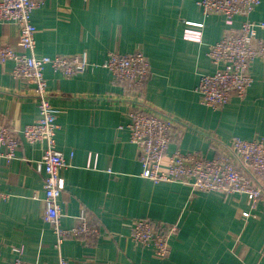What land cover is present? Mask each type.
Segmentation results:
<instances>
[{
    "label": "crops",
    "instance_id": "0c3cea01",
    "mask_svg": "<svg viewBox=\"0 0 264 264\" xmlns=\"http://www.w3.org/2000/svg\"><path fill=\"white\" fill-rule=\"evenodd\" d=\"M198 0H46L33 10L38 56L86 52L93 65L72 77L45 68L48 97L60 113L57 148L69 163L61 169L62 224L70 228L83 211L112 239L66 238L61 249L44 215L45 172L38 168L42 143L22 140L17 157L0 158V264H12L22 248L28 264H264V198L251 209L245 194L203 192L179 181L154 184L142 176L138 147L119 128L126 112L144 108L179 122L168 147L207 158L228 153L234 138L264 139V60L251 64L253 82L243 97L221 107L206 106L196 86L215 71L208 47L238 29L221 14L205 16ZM264 23V0L249 17ZM186 22H202L200 41L184 38ZM194 26V25H192ZM196 27V26H194ZM264 38V27L257 30ZM19 28L0 23V45L20 50ZM141 49L150 62L142 95L113 80L103 63L111 50ZM13 62H0V119L21 132L38 116L32 84L15 79ZM251 174V172H249ZM251 216L245 220L241 212ZM132 217L177 223L171 253L128 239Z\"/></svg>",
    "mask_w": 264,
    "mask_h": 264
},
{
    "label": "built area",
    "instance_id": "2783aa9c",
    "mask_svg": "<svg viewBox=\"0 0 264 264\" xmlns=\"http://www.w3.org/2000/svg\"><path fill=\"white\" fill-rule=\"evenodd\" d=\"M46 0H0V23L13 22L19 28L20 50L8 44L0 45V62H13L12 76L22 82L32 84L38 95V118L24 126L21 132L0 119V158L7 162L17 157L22 140L28 143H42L43 154L38 168L45 172L44 178V219L55 234L56 248L66 238L112 239L116 235L103 234L99 226L81 212L78 223L67 228L62 224L63 212L60 196L65 189V180L61 169L69 163L64 153L57 148L56 134L59 127L57 118L60 110L48 97L45 68L50 66L64 77H72L86 69L90 62L86 52L55 56H38L35 53L37 28L32 22V12L41 7ZM261 0H198L202 13L221 14L225 22L232 25L235 16L244 20L238 29L224 34L220 40L210 44L208 55L215 64V71L203 73L196 86L201 102L210 107L227 104L234 95L243 97L253 82L252 62L264 60V38L258 36L259 27L264 23L253 22L249 17ZM184 38L200 41L202 22H186ZM196 27H194V26ZM113 80L132 86L142 95L150 76V62L141 49L131 53L111 50L103 63ZM127 120L119 126L127 129L130 141L139 149L142 164V176L154 184L179 181L190 185L192 189L203 192H216L223 195L245 194L251 209L264 198V139L246 140L234 138L230 148L239 157L240 163L228 153L207 158L196 152L175 150L168 154L169 145L175 140V130L179 122L161 112L144 108L126 112ZM251 172V174H249ZM3 197L6 196L0 192ZM251 212H241L247 220ZM127 238L135 243L153 249L154 253L166 258L171 253L170 239L179 232L177 223L155 222L148 217H132ZM19 255L12 264H28L21 254L22 248H16ZM60 264H70V260L60 256Z\"/></svg>",
    "mask_w": 264,
    "mask_h": 264
}]
</instances>
